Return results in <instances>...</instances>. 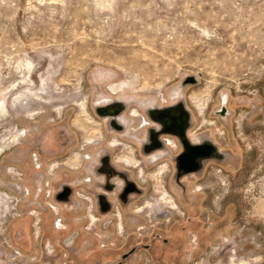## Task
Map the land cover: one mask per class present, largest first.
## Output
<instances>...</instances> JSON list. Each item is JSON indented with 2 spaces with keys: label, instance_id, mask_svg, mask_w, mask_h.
<instances>
[{
  "label": "rangeland",
  "instance_id": "374dc122",
  "mask_svg": "<svg viewBox=\"0 0 264 264\" xmlns=\"http://www.w3.org/2000/svg\"><path fill=\"white\" fill-rule=\"evenodd\" d=\"M189 75L199 82L183 88ZM181 98L190 139L210 138L228 159L178 184V140L163 137L166 148L151 154L142 142L153 125L146 108ZM110 100L126 105L124 133L96 114ZM104 152L142 190L126 229L114 197L115 210L101 216L87 195L73 225L97 238L69 247L68 234L37 235L42 206L57 205L52 195L81 184ZM88 188L101 191L96 181ZM201 205L206 228L221 224L207 249L191 251L192 238L181 256L163 250L162 238ZM73 256V264H264V0H0V264H70Z\"/></svg>",
  "mask_w": 264,
  "mask_h": 264
},
{
  "label": "flooded vegetation",
  "instance_id": "af4514ba",
  "mask_svg": "<svg viewBox=\"0 0 264 264\" xmlns=\"http://www.w3.org/2000/svg\"><path fill=\"white\" fill-rule=\"evenodd\" d=\"M117 108H113V109H107L104 112L105 113H110L113 112V110L115 111ZM174 115H179V111H174L173 112ZM148 130V128H146ZM165 140V139H164ZM199 143V142H196ZM54 149V147H53ZM51 148V150H53ZM182 149V148H181ZM182 151H180L181 153ZM84 177V176H83ZM89 178L91 180L90 183H87L86 179ZM101 178V179H100ZM66 180L70 179V176H65ZM55 181V180H54ZM96 181V186L99 190V188H101V191L98 192L97 191V195L101 196V205H98V199L97 196L94 194H89L85 191L84 187L88 188V186H91V184H93V182ZM59 181L54 182V184H58ZM68 184V183H65ZM69 186H71V184H69ZM41 187V191L44 188V185L41 183L40 186ZM62 188V185L60 186V188L58 189V191ZM71 188L73 189V195L70 197V200L68 202H64V203H58L55 200V194L58 192H55L51 198L54 199V202L57 204L56 206H63L66 208L67 210V215L66 219H64L62 216L57 215V217L54 219L53 224H42L43 227L40 230H43L44 233H46V235H48L49 237V241H52V237L55 235L57 236L58 240L61 239V237H64L65 235L63 234H68L67 236H70V238H67L66 240V245L69 247L74 246L75 240L81 239L82 236H87V234H91L93 235L94 238H97V234L95 235L93 233V230H85V231H81L80 227L78 226H74L73 222L75 220H78L79 222L82 221L81 219V211L83 212V206L85 207V201H83L80 197L83 194H89L92 198V200L94 201V198L96 200V207L98 209V213L101 216L104 215H110L112 214V212L115 210L116 205L113 203L112 198L114 197L117 200V204L120 206L119 213H121L122 215V230L126 229L125 226V222L127 219V207L131 204V197L138 194H142V190L139 188L138 184L131 179L130 175H128V172L125 170H121L118 169L117 167L114 166L113 162H112V157L109 153L104 152L103 154L101 153L97 159V161L93 164V166H91V169L88 171V176L82 178L81 180V184L77 185V186H71ZM81 189V190H80ZM95 206V203H94ZM47 208V206H42L41 211L43 212V210L45 211ZM196 211L194 213V216H191L190 213H185V217L186 214H189V216H187V221L186 222H180L177 224H174V228L171 230L172 235L167 236V238H162L163 242V250H167L169 252H176L179 253V255L181 256L182 253L184 252H188L189 251V245H191L194 240L192 238H194L196 241V245L195 247L192 248L191 251H193L195 249V251H204L206 250L207 246H208V242L209 240H211V237L213 236V234L215 233V231L217 230H221V224H217V225H211V227L206 228L205 225H203V223L199 220V214L202 211V205L200 207H196ZM187 211V210H186ZM66 212V211H64ZM92 212L94 213L95 210H92ZM73 213H75V216H70ZM198 215V216H197ZM57 220H59L58 224H57ZM114 222L108 220L106 222V228H110L112 226ZM117 226L119 224V220L117 219ZM57 226V227H56ZM215 226L214 230L213 227ZM52 227V229H51ZM41 231V232H43ZM176 232L181 233V235H177ZM199 233V238L197 236V234ZM51 237V238H50ZM54 245V246H53ZM50 244V252H56L58 250V246L57 244ZM151 247V246H150ZM146 250H148V247L146 248ZM128 254V253H127ZM135 254V253H134ZM133 254V255H134ZM125 255V254H124ZM123 255V256H124ZM133 255H130L127 259H125L126 261H128L129 259H131L133 257ZM122 256V258H123ZM179 256V257H180ZM66 258V261H68L67 259V255L64 256ZM63 257V258H64ZM65 258L63 260H65ZM72 258V257H71ZM79 259V258H78ZM179 259V258H178ZM75 257L73 256V258L70 260V264H73V261H75Z\"/></svg>",
  "mask_w": 264,
  "mask_h": 264
},
{
  "label": "water",
  "instance_id": "95a60500",
  "mask_svg": "<svg viewBox=\"0 0 264 264\" xmlns=\"http://www.w3.org/2000/svg\"><path fill=\"white\" fill-rule=\"evenodd\" d=\"M198 78L193 75L186 76L183 88L187 85L197 84ZM227 99H223L221 115L227 114ZM125 103L118 100H110L105 105H97L96 114L107 121L110 129L118 133L126 131V125L123 123L122 116L125 110ZM117 108L115 111L105 113L107 109ZM174 111H179V115H174ZM147 117L152 122L148 128V137L142 142L145 154H151L166 148L165 136L175 137L181 145L182 152L175 158L176 182L181 183L185 176L198 174L203 171L207 161L224 162L228 159V154L223 152L218 144L208 137H203L199 143H194L189 137V130L192 127L193 119L191 111L187 108L183 98L171 106L157 107L151 106L146 108ZM109 119V120H108ZM93 166V165H92ZM91 168V166H90ZM41 189V187H40ZM89 194H95L100 206L101 196L97 195L90 188L84 187ZM41 192V190H39ZM94 192V193H93ZM73 195V189L67 184H62V188L55 194V200L58 203L68 202ZM135 249L123 256V261L135 253ZM120 264V263H119ZM122 264V263H121Z\"/></svg>",
  "mask_w": 264,
  "mask_h": 264
},
{
  "label": "bare ground",
  "instance_id": "6f19581e",
  "mask_svg": "<svg viewBox=\"0 0 264 264\" xmlns=\"http://www.w3.org/2000/svg\"><path fill=\"white\" fill-rule=\"evenodd\" d=\"M112 146H114V147H117V146H119V144L116 142V141H114L113 143H112ZM79 157H77V159H78ZM82 159H86V157H82ZM79 163H80V161H77L76 160V162H75V160L74 161H70L68 164L71 166V168H75V169H79ZM128 163L129 164H131L133 167H136L137 166V164H138V162L137 161H132V160H129L128 161ZM50 168H51V170H52V172H54V170H56V169H58L59 168V166L57 165V164H55V163H53L51 166H50ZM87 195H85V194H83L80 198L84 201V200H88V197H86ZM92 207H94V205L93 204H91V208ZM140 211H143V209H141ZM147 214H149V211H148V213ZM89 217H90V220H91V224H95V221H96V218H95V216L93 215V213H89ZM121 216V215H120ZM149 216V215H148ZM40 221V219L38 218V222ZM37 221H36V223L34 224V225H37L38 226V223ZM122 222H121V224H120V228L121 229H123L122 228ZM36 227V226H35ZM57 227V226H56ZM36 232H37V235L40 233V228L38 227V229L36 230Z\"/></svg>",
  "mask_w": 264,
  "mask_h": 264
},
{
  "label": "crops",
  "instance_id": "0c3cea01",
  "mask_svg": "<svg viewBox=\"0 0 264 264\" xmlns=\"http://www.w3.org/2000/svg\"><path fill=\"white\" fill-rule=\"evenodd\" d=\"M83 208H85V207L83 206ZM63 211H66V213H68L65 207H63V206H56V213H57L58 215L62 216L61 213H62ZM45 212H47L48 216H49L51 219H45V220H44V213L42 212V213H41V223L43 222V224H45V225L51 223V225H52V224H53V221H54V219H55V213H54L52 210H50L49 208H46ZM62 217H63V216H62ZM50 243H51V242H50ZM51 244H52V243H51Z\"/></svg>",
  "mask_w": 264,
  "mask_h": 264
},
{
  "label": "built area",
  "instance_id": "2783aa9c",
  "mask_svg": "<svg viewBox=\"0 0 264 264\" xmlns=\"http://www.w3.org/2000/svg\"><path fill=\"white\" fill-rule=\"evenodd\" d=\"M143 120H145V119H143ZM149 125H150L149 122L145 123V121H144L143 126L146 127V126H149ZM86 181H87V183H90V182H91V180H90L89 178H87ZM46 195H47V198H50V197H51V192L48 190V192L46 193ZM85 195L90 196L89 194H85ZM90 197H91V196H90ZM47 206H49V207L52 208L53 210H56V205H54V204L51 203L50 201L47 203ZM58 222H59V220H57V224H58Z\"/></svg>",
  "mask_w": 264,
  "mask_h": 264
}]
</instances>
